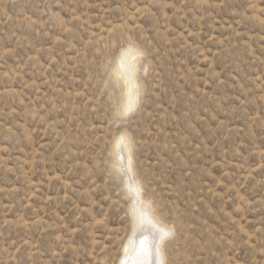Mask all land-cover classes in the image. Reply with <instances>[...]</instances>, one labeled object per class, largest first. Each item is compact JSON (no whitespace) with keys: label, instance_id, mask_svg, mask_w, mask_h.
I'll return each instance as SVG.
<instances>
[{"label":"rangeland","instance_id":"obj_1","mask_svg":"<svg viewBox=\"0 0 264 264\" xmlns=\"http://www.w3.org/2000/svg\"><path fill=\"white\" fill-rule=\"evenodd\" d=\"M122 132L164 264H264V0H0V264H119Z\"/></svg>","mask_w":264,"mask_h":264},{"label":"bare ground","instance_id":"obj_2","mask_svg":"<svg viewBox=\"0 0 264 264\" xmlns=\"http://www.w3.org/2000/svg\"><path fill=\"white\" fill-rule=\"evenodd\" d=\"M119 61V59H118ZM138 61L139 59L133 61L129 59V62L126 64L124 68H121L119 66V62H117L116 69L114 71V75L116 80L119 82H122L124 84V103H126L130 97L129 92H131L132 97L136 96L137 93V87H136V73L138 69ZM117 139V138H116ZM122 151H124L123 146H117L116 140L114 143V160H115V169L118 170L120 167V162L122 160ZM126 154V157L128 159V153L124 151ZM125 157V158H126ZM124 158V157H123ZM124 158V159H125ZM126 165V161H125ZM127 167V165H126ZM119 171V170H118ZM134 172L132 171L131 179H133V184H130L129 189L131 187H134L136 185H139L135 179H134ZM128 187V186H127ZM127 190V189H126ZM128 192H130L128 190ZM131 198H132V205H131V211L133 208H137L138 210V216L140 214H147L148 208H145L143 204L141 203L142 195L140 198V201H137L136 196L133 192H131ZM130 195V194H129ZM143 201V200H142ZM144 203V202H143ZM132 213V212H131ZM132 215V214H131ZM137 216V217H138ZM149 216V215H148ZM134 218L132 215V220L134 224V229L127 240L126 244L123 247L122 250V257L119 261V264H164L165 263V244L162 249V253L160 255L157 254V236H156V228L166 227L160 219L153 218L148 221H151L149 223L148 221H145L143 224L140 223L138 218ZM155 225V227H153ZM168 228V227H166ZM173 230V229H172ZM142 241H145V243L142 246ZM172 243V242H170ZM168 244H166L167 246ZM168 247V246H167ZM171 253V252H170Z\"/></svg>","mask_w":264,"mask_h":264},{"label":"snow or ice","instance_id":"obj_3","mask_svg":"<svg viewBox=\"0 0 264 264\" xmlns=\"http://www.w3.org/2000/svg\"><path fill=\"white\" fill-rule=\"evenodd\" d=\"M144 56V52L140 50L139 48H136L135 46L130 45L128 48L123 49L119 53V66L121 68H124L126 64L129 62V59L135 61L140 57ZM145 72H147V68L144 69ZM129 97L130 99L124 103L115 113L114 117L116 120L119 122L123 123L127 118L130 117L132 113L136 111L137 104H138V98L141 95V92L137 90L136 96L132 97L131 92H129ZM116 144L117 146H123L124 151L128 153V160H127V167L123 168L122 171L126 172L128 174V179L129 181L131 180V175H132V164H133V159H132V145L131 141L127 135L126 132H122L119 134V136L116 139ZM130 192H133L136 196L137 201H140L141 195L143 193V189L141 186L136 185L134 187H131L129 189ZM141 203H143L141 201ZM143 206L145 208H150L151 207V201H148L147 203H144ZM134 218L138 216V210L137 208H133L132 213ZM146 217L143 215H139V221L141 224H143L146 221ZM151 223V221H148ZM155 227V225H153ZM174 235V232L172 229L166 228V227H161V228H156V244H157V254L160 255L162 253L163 246L165 242L170 239ZM145 243V241H142V246Z\"/></svg>","mask_w":264,"mask_h":264}]
</instances>
